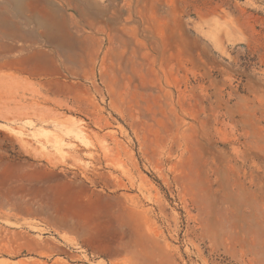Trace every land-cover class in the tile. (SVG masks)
I'll use <instances>...</instances> for the list:
<instances>
[{
  "label": "rangeland",
  "instance_id": "rangeland-1",
  "mask_svg": "<svg viewBox=\"0 0 264 264\" xmlns=\"http://www.w3.org/2000/svg\"><path fill=\"white\" fill-rule=\"evenodd\" d=\"M0 264H264V0H0Z\"/></svg>",
  "mask_w": 264,
  "mask_h": 264
}]
</instances>
